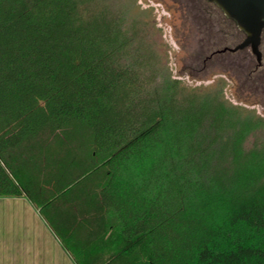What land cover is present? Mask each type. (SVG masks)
<instances>
[{
  "label": "trees",
  "instance_id": "obj_1",
  "mask_svg": "<svg viewBox=\"0 0 264 264\" xmlns=\"http://www.w3.org/2000/svg\"><path fill=\"white\" fill-rule=\"evenodd\" d=\"M132 2L0 0V197L76 264H264V118L173 78Z\"/></svg>",
  "mask_w": 264,
  "mask_h": 264
},
{
  "label": "rangeland",
  "instance_id": "obj_2",
  "mask_svg": "<svg viewBox=\"0 0 264 264\" xmlns=\"http://www.w3.org/2000/svg\"><path fill=\"white\" fill-rule=\"evenodd\" d=\"M126 1H137L135 12L149 23L151 37L173 78L190 88L224 89L229 102L264 118V33L263 67L251 74L257 59L250 48L208 60L217 49L235 48L246 35L217 10L210 17L202 0ZM254 140L255 136L249 138ZM7 216L8 211H0V246L9 244L11 224Z\"/></svg>",
  "mask_w": 264,
  "mask_h": 264
},
{
  "label": "crops",
  "instance_id": "obj_3",
  "mask_svg": "<svg viewBox=\"0 0 264 264\" xmlns=\"http://www.w3.org/2000/svg\"><path fill=\"white\" fill-rule=\"evenodd\" d=\"M0 211H8L11 224L9 244L0 246V264H76L26 197H0Z\"/></svg>",
  "mask_w": 264,
  "mask_h": 264
},
{
  "label": "water",
  "instance_id": "obj_4",
  "mask_svg": "<svg viewBox=\"0 0 264 264\" xmlns=\"http://www.w3.org/2000/svg\"><path fill=\"white\" fill-rule=\"evenodd\" d=\"M217 5L225 16L236 22L238 28L245 33V40L235 48H227L222 52H237L250 48L258 64H262L261 51L264 32V0H208Z\"/></svg>",
  "mask_w": 264,
  "mask_h": 264
},
{
  "label": "flooded vegetation",
  "instance_id": "obj_5",
  "mask_svg": "<svg viewBox=\"0 0 264 264\" xmlns=\"http://www.w3.org/2000/svg\"><path fill=\"white\" fill-rule=\"evenodd\" d=\"M203 1V6L205 7V6H210V7H215V8H217V9H219L220 11H222L217 5H215L214 3H210L208 0H202ZM210 9V8H209ZM215 11V10H214ZM223 12V11H222ZM224 14V13H223ZM225 15V14H224ZM264 33V32H263ZM262 64H263V62H262ZM262 64L260 65V64H258L259 66H262Z\"/></svg>",
  "mask_w": 264,
  "mask_h": 264
}]
</instances>
